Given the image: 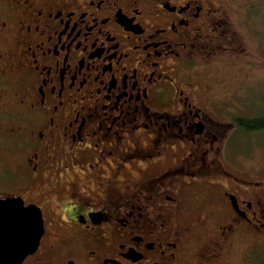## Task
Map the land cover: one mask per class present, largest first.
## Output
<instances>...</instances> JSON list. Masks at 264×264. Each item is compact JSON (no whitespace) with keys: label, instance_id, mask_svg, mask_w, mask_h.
I'll return each mask as SVG.
<instances>
[{"label":"flooded vegetation","instance_id":"1","mask_svg":"<svg viewBox=\"0 0 264 264\" xmlns=\"http://www.w3.org/2000/svg\"><path fill=\"white\" fill-rule=\"evenodd\" d=\"M231 7L0 0V199L43 223L18 264H235L264 242V169L235 135L255 113L228 106L261 65Z\"/></svg>","mask_w":264,"mask_h":264},{"label":"rangeland","instance_id":"2","mask_svg":"<svg viewBox=\"0 0 264 264\" xmlns=\"http://www.w3.org/2000/svg\"><path fill=\"white\" fill-rule=\"evenodd\" d=\"M231 5V19L235 21V24H233L237 26L238 33L240 32L243 36L239 33V38L243 42L246 40L251 51V58L261 66L256 65L253 72L255 80L250 84L255 90V98L251 99L245 92L243 96L240 94L238 99L233 100V104H228V106H235L236 102L239 104L238 106L248 108L247 112L258 115L264 111V0H231ZM1 40L0 37V48L2 47ZM237 60L239 63L236 64ZM231 69V74L237 78H242L248 74L247 65L243 64L240 59L232 62ZM4 82L8 81L2 80L0 85ZM252 83L255 84L252 85ZM235 135L242 142L243 149L244 146L245 149L255 147V167L264 169V130L253 132L240 130L236 131ZM257 256H259L258 261L262 258L264 260V242H261L258 246L249 247L240 246L237 248L236 245L232 258L235 264H256Z\"/></svg>","mask_w":264,"mask_h":264},{"label":"water","instance_id":"3","mask_svg":"<svg viewBox=\"0 0 264 264\" xmlns=\"http://www.w3.org/2000/svg\"><path fill=\"white\" fill-rule=\"evenodd\" d=\"M42 232L37 205H23L14 197L0 199V264H18L36 247Z\"/></svg>","mask_w":264,"mask_h":264},{"label":"trees","instance_id":"4","mask_svg":"<svg viewBox=\"0 0 264 264\" xmlns=\"http://www.w3.org/2000/svg\"><path fill=\"white\" fill-rule=\"evenodd\" d=\"M239 123L242 125L245 130H255V131H263L264 130V111L255 117L252 118H239Z\"/></svg>","mask_w":264,"mask_h":264}]
</instances>
